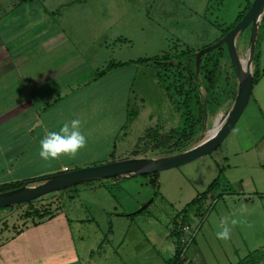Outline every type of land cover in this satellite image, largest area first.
<instances>
[{
  "label": "rangeland",
  "instance_id": "1",
  "mask_svg": "<svg viewBox=\"0 0 264 264\" xmlns=\"http://www.w3.org/2000/svg\"><path fill=\"white\" fill-rule=\"evenodd\" d=\"M246 6L247 0H0V23L7 27L17 25L23 42L33 38L34 32H47L57 35L59 40L69 41L70 51L85 62L78 72L86 73L84 77L87 78L96 77L95 72L112 64L121 62L132 66L135 63L137 75L128 124L116 138L109 162L131 158L134 150L139 153V158L156 159L160 151L153 150L154 135L178 129L184 109L174 89L167 93L165 86L169 85V80L160 79L157 69L139 61L177 56L187 51L196 55L216 44L224 31L235 24ZM243 36L246 45L239 37L237 44L246 67L250 31L247 30ZM222 48L225 55L215 89L217 102L209 105L208 111L206 109V128L197 137L200 143L216 128L211 127L214 121L220 119V124L225 120L237 94L233 67L226 47ZM254 57L252 73L260 71L259 60L264 65L263 29L258 31ZM175 62L186 63V58L175 59ZM200 94L206 96L203 87ZM252 106L251 100L236 127L210 155L157 173V177L146 175L96 180L56 193L61 197V208L67 210L70 217L95 218L100 223L87 222L89 224L82 229L86 244L95 249L93 264L137 263L135 243L138 236L130 233L124 240L126 226L123 233L108 232L115 213L123 212L132 229L140 228L139 236L142 232L150 234V264H164L173 257L176 242V238L170 235L173 221L180 223L184 216L193 227L201 224L194 243L188 248V259L184 256L185 264H249L252 255L263 258L264 171L246 172L243 168H234L231 153L226 156L228 150L236 148L233 141L235 132L249 123ZM101 164L96 162L80 168ZM220 176L219 188L214 194H208L200 205L182 215L185 207L206 192ZM45 177L48 176L39 178ZM153 178L156 179L154 184L151 183ZM220 194L222 197H218ZM143 199L148 208L129 217L144 208L143 204L138 210L129 212L133 203ZM105 200L109 201L106 214L96 205ZM11 214L10 211L4 213L0 222ZM232 219L238 221L236 225H231ZM221 220L231 227L228 241H220L215 236ZM73 229L79 243V229L74 225ZM144 251H147L146 247Z\"/></svg>",
  "mask_w": 264,
  "mask_h": 264
},
{
  "label": "crops",
  "instance_id": "2",
  "mask_svg": "<svg viewBox=\"0 0 264 264\" xmlns=\"http://www.w3.org/2000/svg\"><path fill=\"white\" fill-rule=\"evenodd\" d=\"M18 30L17 25L7 27L0 23V185L109 162L116 138L128 124L137 67L132 64L116 68L101 78H87L86 73L78 72L85 62L70 51L69 41L47 32H34L33 38L23 42ZM258 64L260 71H264L260 60ZM253 92L246 107L252 100L250 121L235 132L236 148L226 154L231 153L234 168L246 172L264 171V72L254 84ZM73 118L81 121V131L87 140L85 147L75 157L42 160L38 155L42 137ZM218 120L211 127L219 124ZM57 197L60 201V196L54 199ZM143 200L133 203L129 212L145 205ZM96 205L108 213V200ZM147 208L145 205L129 217ZM124 214L115 213L108 232L123 233L126 226L124 240L131 234L138 236L136 264H150V234L142 232L139 236L140 228L132 229ZM87 222L100 224L95 218L70 217L61 208L52 219L31 226L1 244L0 264H93L95 249L86 244L82 230ZM73 225L79 229V243Z\"/></svg>",
  "mask_w": 264,
  "mask_h": 264
},
{
  "label": "trees",
  "instance_id": "3",
  "mask_svg": "<svg viewBox=\"0 0 264 264\" xmlns=\"http://www.w3.org/2000/svg\"><path fill=\"white\" fill-rule=\"evenodd\" d=\"M252 1L253 0H247V6L241 15H239L235 24L239 22L248 11ZM235 24L228 27L220 39L228 33L235 26ZM261 29L264 31V13L260 21L259 30ZM243 35L244 33L240 34L238 37L242 39V44L246 45L247 42H244ZM238 47L239 45L237 44V51L241 58L242 51H239ZM194 54L195 53L192 51H187L177 56L167 55L161 58L155 57L139 61L140 64L150 65L157 69L158 77L160 79H165L164 81H166V79L169 80V85L165 86L167 93L169 94L172 89H174L175 94L179 97L180 104L184 109L182 113L181 126L178 129H170L169 132L165 134L157 133L154 135V140L152 141L154 144L153 150L160 151V153L156 155V159L184 153L199 144L200 141L197 137L206 128L205 124L207 116H203V105L206 103L208 111V106H212L215 102H217L215 89L220 75L221 60L225 55L224 49L219 48L214 52L204 55L198 70H196V58ZM180 58H186V63L176 64L175 59L178 60ZM255 59L256 57H254V60ZM128 64L129 63L112 64L108 68L98 71L97 78L105 76L109 70L124 67ZM263 72L264 71H257L253 73L254 84L259 81ZM201 87L206 90L205 97H202L200 94ZM140 142L141 140L139 143ZM138 156L139 153L134 150L131 158ZM151 176L157 177V174H151ZM220 178L221 176L213 181L206 192L199 195L190 204H188L181 214H187L192 207L200 205V202H202L208 194H214L216 189L219 188ZM42 179L43 178H36L33 180L2 184L0 185V193L22 188L25 184L35 186L39 184V181ZM151 183H156V179L153 178ZM55 196H58V194H51L46 198L44 197L28 204L0 210V219L3 217L4 213L8 211L12 213L10 217L0 222V245L15 238L29 227L37 226L38 224L52 219L61 209L59 199L58 197L54 199ZM218 197H222V195L220 194ZM47 198L50 200L47 201ZM211 198L213 199V196ZM199 215L203 216L202 214ZM186 224H188L186 216H184L180 223L174 221V229L170 235L176 238L175 253L174 256L164 264H185V259L181 257L182 247L179 243V239L181 236L180 227ZM250 258L251 263L249 264H264V257L257 258L252 255Z\"/></svg>",
  "mask_w": 264,
  "mask_h": 264
},
{
  "label": "water",
  "instance_id": "4",
  "mask_svg": "<svg viewBox=\"0 0 264 264\" xmlns=\"http://www.w3.org/2000/svg\"><path fill=\"white\" fill-rule=\"evenodd\" d=\"M263 13L264 0H253L245 15L228 33L216 44L200 50L195 55L196 70H198L204 55L225 46L233 67L234 76L237 80V94L231 110L222 124L218 128L213 129L203 142L184 153L170 157L157 159L133 157L48 176L40 180L39 184L35 186L25 184L22 188L0 193V210L28 204L51 194H56L71 187L96 180L157 174L184 166L212 154L233 131L251 99L254 88L251 64L254 60L255 42ZM247 30L250 31L248 41L249 61L245 67L238 54L236 40L240 34L245 33ZM206 109L207 105L204 103V117L206 116Z\"/></svg>",
  "mask_w": 264,
  "mask_h": 264
},
{
  "label": "clouds",
  "instance_id": "5",
  "mask_svg": "<svg viewBox=\"0 0 264 264\" xmlns=\"http://www.w3.org/2000/svg\"><path fill=\"white\" fill-rule=\"evenodd\" d=\"M87 143L86 136L81 131V121L70 119L65 121L58 130L47 131L39 142V157L44 160H55L61 156L75 157L79 150ZM236 219L231 220V225L237 224ZM215 236L220 241H228L231 236V227L221 220L219 230Z\"/></svg>",
  "mask_w": 264,
  "mask_h": 264
},
{
  "label": "built area",
  "instance_id": "6",
  "mask_svg": "<svg viewBox=\"0 0 264 264\" xmlns=\"http://www.w3.org/2000/svg\"><path fill=\"white\" fill-rule=\"evenodd\" d=\"M222 122L220 124H217L216 128H218L222 124ZM209 196H211V195H209ZM204 217H205V215L203 216V218ZM199 226H201V224L196 225L195 227H193L192 225H189V224H186V225H183L182 227H180L181 236L179 239V243L182 247V251H181V257L182 258H184V256H186L188 248L190 247V245L195 240L196 235L199 231Z\"/></svg>",
  "mask_w": 264,
  "mask_h": 264
}]
</instances>
